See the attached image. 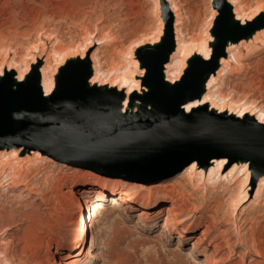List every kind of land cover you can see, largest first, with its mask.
<instances>
[{
	"label": "rangeland",
	"instance_id": "374dc122",
	"mask_svg": "<svg viewBox=\"0 0 264 264\" xmlns=\"http://www.w3.org/2000/svg\"><path fill=\"white\" fill-rule=\"evenodd\" d=\"M176 3L187 38L200 40L201 44L205 38L209 41L213 37L210 46L214 50L220 9L227 11V7L218 0H176ZM240 3L263 16L264 21V0ZM167 20L166 6L161 0L158 8L156 0H13L12 3L0 0V50L9 61L14 58L15 62L31 63L41 56L44 48L50 52L53 47L62 46L76 54L79 49H86L77 44L81 45L95 33L90 46L96 61L102 51L106 68L125 64L130 68V53H134L135 61L141 43L153 38L162 25L163 35L154 45L161 43ZM262 24L255 23L250 30ZM99 37L102 43H98ZM252 52L244 60L248 70L227 79L223 93L231 94L238 102L249 100L264 111V48ZM71 60L68 58L63 66ZM97 64L99 67L98 61ZM101 70L99 67L100 75ZM45 157L49 160L39 162L30 171L24 173L21 168L22 182L18 186L13 182L5 190L0 188V234L9 230L5 236L0 235V241L6 239L11 244L9 264H58L79 234V191L85 184L103 179L116 181L113 191H122L128 197L141 196L148 202L145 207L130 205L131 209L123 201L111 202L112 191L92 201L97 207L96 245L91 249L96 259L87 260L86 264H258L262 261L264 202L245 203L240 210L237 202L244 187H239L244 178L240 174L235 184L209 190L208 185L198 186L192 177L184 174L148 184L104 176L89 167ZM256 188L252 171L249 189L246 188L248 199L254 196ZM167 193L171 194L170 198H163ZM166 206L172 209L170 229L164 228L168 217L162 210ZM35 212L42 223L34 224L23 215ZM158 212L159 218L155 216ZM90 219L91 216L87 220L89 227ZM174 220L181 221L183 228L175 230ZM186 229H190L189 233ZM205 230L209 234L203 235ZM91 238L89 229L88 249Z\"/></svg>",
	"mask_w": 264,
	"mask_h": 264
},
{
	"label": "water",
	"instance_id": "95a60500",
	"mask_svg": "<svg viewBox=\"0 0 264 264\" xmlns=\"http://www.w3.org/2000/svg\"><path fill=\"white\" fill-rule=\"evenodd\" d=\"M218 2L228 10L220 9L212 58L190 61L177 84L165 74L176 50L175 18L166 7L161 43L137 53L147 69V90L133 95L128 108L124 92L91 83L94 69L88 60L73 59L61 67L51 96L42 87L43 61L22 82L6 73L0 78V151L22 149V156L37 151L109 177L148 184L173 179L194 163L208 170L226 159L230 166L249 164L257 184L264 176V124L208 107L184 110L206 94L230 44L250 40L264 28L239 26L227 0Z\"/></svg>",
	"mask_w": 264,
	"mask_h": 264
},
{
	"label": "bare ground",
	"instance_id": "6f19581e",
	"mask_svg": "<svg viewBox=\"0 0 264 264\" xmlns=\"http://www.w3.org/2000/svg\"><path fill=\"white\" fill-rule=\"evenodd\" d=\"M8 1L12 3L13 0ZM231 1L232 4L230 3V6L232 5L231 7L233 9L235 19L241 26H246L247 29L250 30V28L255 23L259 22L261 24V22H263L260 27H264V21L262 19L263 16L259 17V15L255 13V10H250L249 8L247 9L245 4H243L242 6L240 3L241 0ZM161 2L166 7H168V9H170L175 18L176 50L171 56L170 62L165 66V74L167 81L172 84H177L182 80L183 74L186 71L185 68L187 69L188 67V61L193 56V61L199 60V57H202L204 60H211L213 50L210 46V43L213 41V37H211L209 41L207 40V38H205L204 42L201 44H199L200 40L194 41L193 39L191 40L187 38L186 34H184L183 32L182 14L180 12L179 6L176 3V0H161ZM227 2L229 4L228 0ZM156 5L158 8L159 0H156ZM163 29L164 28L161 25L158 29V33H155L156 35L153 38H150L147 42H144L143 44L141 43V45L139 44L140 51H146L147 48L144 47L153 46L154 43H158L163 35ZM94 36L95 33H92L91 35H89V38L87 40L85 39V42L83 41L84 43H81V45L77 44L80 48H84L86 46V49H79L76 54L74 52H68L67 48L62 46L58 47L57 49L53 47L50 52H47V49L44 48L43 52H40L42 53L41 56L38 58H34L33 62L31 63L26 61L21 62L19 60H16L15 62L14 58L13 60L9 61L8 57H4L2 55L3 52L1 53L0 50V78L5 76L6 73H14L16 74L17 79L22 82L25 80L26 76L29 75V73L31 72V65L35 64L38 59H41L43 61V66L40 69V73L42 76V87L46 94L45 96H51L56 88L55 77L58 73L59 68L66 63L68 58L75 59V57H80L81 60H88L91 61L93 64L94 76L91 80V83L99 86H109L111 88H116L120 92H124L127 96L125 108H128L130 98L133 95L142 94L144 90H147L142 81V78L145 77V75L147 74V69L141 66V63L136 55L134 61V53L132 52L129 56L131 60L130 68L127 66V64H125L124 66L122 65V67L120 68H106V60L104 58V55H102L101 51L100 56H97L99 67L100 69H102V74L100 75L99 67L95 58L96 55L95 53L91 52L93 46H90V41ZM98 43H102V37L98 38ZM40 46H42L43 48V43ZM258 48H264V28L258 30L255 36L250 40L245 39L242 40L240 43L230 44L227 50L228 57L221 59L220 68L218 72L212 75L207 83L206 94L203 96L202 99H195L187 103L184 106V110L187 113H192L194 109L200 107H208L210 110H216L221 114L226 113L229 116H235L243 120L254 119L259 123L264 124V111L261 110V108H258L255 103H252L249 100L238 102V100L233 99V96H231V94L223 93L224 88H226L227 86V79L229 80L230 78L237 76V73H242L248 70L247 64L244 62V60H246V57L249 54L253 53L252 51H255ZM10 51L12 52V50ZM22 57L21 59L23 60ZM24 62L26 63L23 64ZM125 112L126 110H124V113ZM21 151L22 149L3 152L0 151V188L5 190L6 185L11 186L13 185V182L15 186H18L19 183L22 182L20 180L22 170L25 173L27 170L30 171L34 167H37V164L39 162L41 163L46 160H49L47 157L42 155L41 152L37 151L27 153L25 156L21 157L19 156ZM183 174L189 177L190 179L192 177L195 184L198 183V186H201L202 184H204L205 186L208 185L209 190H215L220 187H223L224 185H233L238 181L241 175V177L244 178L241 180V185L239 187H244L242 196L240 195L239 200L237 202L239 203L238 205L241 206L240 210L243 209V205L245 203L254 204L257 202H264V176L261 177L258 181L254 196L249 195L252 201L248 199L246 192L247 189H249V183L252 176V168L247 163L234 164L233 166H230L228 160L226 159L216 160L213 163L212 167H210L208 170L201 168L198 166L197 163H194L180 175ZM115 182L116 181L110 179H103L97 182H89L85 184V186H83V188L79 191V196H77L80 208L79 234L75 242L66 251V253L63 255L62 260L58 264H86L87 260L96 259L94 253L91 252V249L94 248L96 245V225L94 217L97 215V207L96 205L94 206L92 204V201L98 200L101 197H104L105 193H109L112 191L110 201L114 202L115 204L119 201H123V203L126 204L128 207H130V205H138L140 207L146 206L148 200L144 197H128L122 191H113V187H115ZM31 193L34 194V192ZM170 195V193H167V195L162 197L170 198ZM130 208L132 209L133 207ZM162 211L168 217L164 222V228L170 229L172 225L170 220V217L172 216V209L166 206L163 208ZM23 215L27 219H32V222L34 224L42 223V220L39 217L40 215L38 216V213L36 212L24 213ZM160 215L161 213L159 212L155 214V216H157L158 218L161 217ZM89 216H91L90 227L88 226L87 222ZM173 223L175 226V230L183 228V223L181 221L174 220ZM89 229L91 230L92 238L90 242V248L88 249L87 247L89 246V242L87 241V238L89 235ZM7 231L9 230L7 229L6 232H2L3 234L1 233L0 235L5 236L7 234ZM189 231L190 229H186L187 233H189ZM202 234L207 235L209 234V231L205 230ZM36 236L39 235L36 234ZM3 241V243H1L0 241V263L7 264L8 255L11 251L9 246L11 244L9 245V242L6 239H4ZM212 243L215 244V242ZM214 248H216V246ZM260 257L262 261L258 264H264V248L263 251L260 253ZM5 259L7 263L5 262Z\"/></svg>",
	"mask_w": 264,
	"mask_h": 264
}]
</instances>
